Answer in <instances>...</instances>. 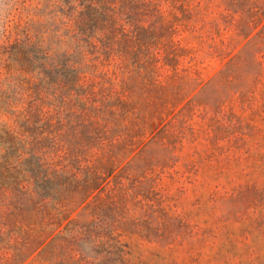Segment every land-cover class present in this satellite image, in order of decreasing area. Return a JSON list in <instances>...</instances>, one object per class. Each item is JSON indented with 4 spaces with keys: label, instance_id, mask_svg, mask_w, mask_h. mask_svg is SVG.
Returning <instances> with one entry per match:
<instances>
[{
    "label": "trees",
    "instance_id": "trees-1",
    "mask_svg": "<svg viewBox=\"0 0 264 264\" xmlns=\"http://www.w3.org/2000/svg\"><path fill=\"white\" fill-rule=\"evenodd\" d=\"M1 1L0 264H264V0Z\"/></svg>",
    "mask_w": 264,
    "mask_h": 264
},
{
    "label": "rangeland",
    "instance_id": "rangeland-1",
    "mask_svg": "<svg viewBox=\"0 0 264 264\" xmlns=\"http://www.w3.org/2000/svg\"><path fill=\"white\" fill-rule=\"evenodd\" d=\"M1 0H0V7H1ZM1 14V10H0ZM221 68V65L216 62H208L205 65L201 67V71L203 73V76L208 79L212 76H214L217 71ZM238 113L242 114L240 110L238 109ZM244 117L248 118L250 117V112H246L242 114ZM258 125L260 127L264 126V121L261 119H257ZM250 172H254V170H250ZM255 178L258 177V173L255 172L254 175ZM198 182L195 184H186V192L184 195H180L179 199V207L178 211L181 213H190L192 214V219L195 223H197L201 227H206L209 221L212 222V220H216L220 214L221 209L219 206H215L213 204L207 205L206 202L209 199L211 195H209V191L213 190L214 184L212 186L207 185L203 182V178L199 177ZM259 180L264 183V178L259 177ZM239 181V180H238ZM225 184V182L223 181ZM219 190L224 191L223 187H220ZM229 190V187L228 189ZM212 206V207H211ZM212 209H210V208ZM35 264H43V263H35Z\"/></svg>",
    "mask_w": 264,
    "mask_h": 264
}]
</instances>
